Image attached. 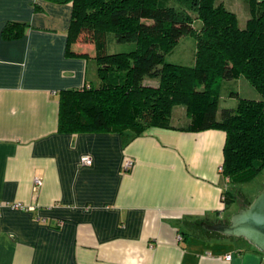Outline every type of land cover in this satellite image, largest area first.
Wrapping results in <instances>:
<instances>
[{"label": "crops", "instance_id": "0c3cea01", "mask_svg": "<svg viewBox=\"0 0 264 264\" xmlns=\"http://www.w3.org/2000/svg\"><path fill=\"white\" fill-rule=\"evenodd\" d=\"M215 1L238 23L249 13L247 0ZM71 10L0 0V264H264L244 238L201 230L237 211L223 202V130L178 129L186 117L132 138L59 131V93L99 84L94 44L67 46Z\"/></svg>", "mask_w": 264, "mask_h": 264}, {"label": "trees", "instance_id": "16d2710c", "mask_svg": "<svg viewBox=\"0 0 264 264\" xmlns=\"http://www.w3.org/2000/svg\"><path fill=\"white\" fill-rule=\"evenodd\" d=\"M72 3L67 46L82 38L94 44L98 85L59 93L58 129L63 132H119L176 128L172 109L184 105L188 123L178 129L225 132L221 173L228 183L250 181L264 167V0H247L244 27L215 0H53ZM200 20V27L193 21ZM11 25L3 29L10 34ZM134 42L126 52L107 53L106 34ZM195 39L191 66L165 61L179 39ZM245 77L258 99L238 97L217 116V86ZM157 79V84L145 79ZM233 196V197H232ZM235 196L228 189L223 202ZM249 204V203H248ZM202 232L223 236L206 230Z\"/></svg>", "mask_w": 264, "mask_h": 264}, {"label": "rangeland", "instance_id": "374dc122", "mask_svg": "<svg viewBox=\"0 0 264 264\" xmlns=\"http://www.w3.org/2000/svg\"><path fill=\"white\" fill-rule=\"evenodd\" d=\"M248 3V1H247ZM172 5H178L176 0H171ZM241 11V10H239ZM250 13L244 10L243 13L238 12L240 28L244 27L246 22V17H249ZM200 20L195 19L193 21V26L200 27ZM135 48L134 42H117L113 32H108L106 34V51L107 53L116 52H126ZM194 51H195V39L190 35H185L179 39L175 47L165 55V61L188 65L191 66L194 63ZM95 63L91 62V66ZM96 70V66H95ZM89 77L92 79V83L98 81V77L95 72L90 69ZM148 79V78H146ZM157 80V79H155ZM148 81V80H146ZM146 83V82H145ZM94 85V84H93ZM218 89V105L217 111L220 114L221 109L229 106L235 105L237 98L232 95V93H238L240 97L256 99L260 97L259 93L250 85L245 77L240 79H230L222 80L217 86ZM171 121L176 124H183L187 120V114H185L186 109L184 105H176L172 109ZM226 189H228L235 196L231 201V206L233 209H239L245 207L254 200V198L263 190L264 188V167L259 171L250 181L243 183H226ZM233 197V196H232ZM229 219V218H228Z\"/></svg>", "mask_w": 264, "mask_h": 264}, {"label": "water", "instance_id": "95a60500", "mask_svg": "<svg viewBox=\"0 0 264 264\" xmlns=\"http://www.w3.org/2000/svg\"><path fill=\"white\" fill-rule=\"evenodd\" d=\"M206 230L227 237H241L264 253V188L247 206L239 208L228 220L203 223Z\"/></svg>", "mask_w": 264, "mask_h": 264}, {"label": "built area", "instance_id": "2783aa9c", "mask_svg": "<svg viewBox=\"0 0 264 264\" xmlns=\"http://www.w3.org/2000/svg\"><path fill=\"white\" fill-rule=\"evenodd\" d=\"M80 162L82 165H90L92 163V159L88 155H83L80 157ZM132 165H133V161L131 159L128 158V159L123 160V162H122L123 171H127V170L131 169ZM220 170H221V167H220ZM35 182H36V184H39L41 181L39 179H35ZM14 207L15 208H21L23 206L20 203H15ZM230 257H231V255L227 254L224 256V259L229 260Z\"/></svg>", "mask_w": 264, "mask_h": 264}]
</instances>
